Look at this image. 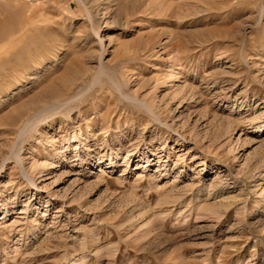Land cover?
Wrapping results in <instances>:
<instances>
[{
  "label": "rangeland",
  "instance_id": "rangeland-1",
  "mask_svg": "<svg viewBox=\"0 0 264 264\" xmlns=\"http://www.w3.org/2000/svg\"><path fill=\"white\" fill-rule=\"evenodd\" d=\"M0 264H264V0H0Z\"/></svg>",
  "mask_w": 264,
  "mask_h": 264
},
{
  "label": "bare ground",
  "instance_id": "bare-ground-1",
  "mask_svg": "<svg viewBox=\"0 0 264 264\" xmlns=\"http://www.w3.org/2000/svg\"><path fill=\"white\" fill-rule=\"evenodd\" d=\"M263 129V127H262V125L260 124L259 126H258V130H262ZM79 137L78 136H74L73 137V142L72 143H70V144H73V143H77V142H79ZM117 158H119V155L118 154H114L113 156H112V158H111V160H110V165H114L115 163H114V160L115 159H117ZM206 208V207H205Z\"/></svg>",
  "mask_w": 264,
  "mask_h": 264
}]
</instances>
